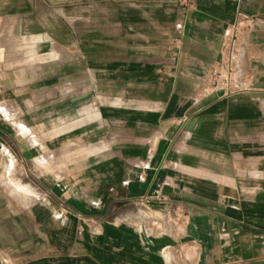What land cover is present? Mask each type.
Here are the masks:
<instances>
[{
	"label": "crops",
	"instance_id": "1",
	"mask_svg": "<svg viewBox=\"0 0 264 264\" xmlns=\"http://www.w3.org/2000/svg\"><path fill=\"white\" fill-rule=\"evenodd\" d=\"M62 7L0 0V264H264V0Z\"/></svg>",
	"mask_w": 264,
	"mask_h": 264
},
{
	"label": "rangeland",
	"instance_id": "2",
	"mask_svg": "<svg viewBox=\"0 0 264 264\" xmlns=\"http://www.w3.org/2000/svg\"><path fill=\"white\" fill-rule=\"evenodd\" d=\"M74 1L77 7L75 8H64L60 9L62 16H76L77 21H80V16L91 15L93 16V34L101 36L102 41L106 46H117L120 39V24L117 21L120 20V11L123 3L136 2V3H146V2H159L161 0H61V2ZM179 2L180 0H174ZM63 5V3H62ZM86 5V6H85ZM178 8L175 9L174 14L178 15ZM98 22V23H97ZM176 25H174L175 27ZM180 26V25H179ZM156 34H159L158 32ZM174 37H178L175 33ZM67 41H61V45ZM92 43H97V41H92ZM84 46V41L77 40V47Z\"/></svg>",
	"mask_w": 264,
	"mask_h": 264
}]
</instances>
